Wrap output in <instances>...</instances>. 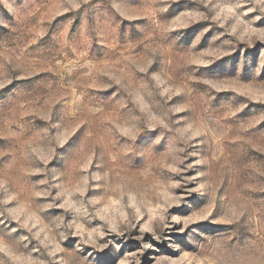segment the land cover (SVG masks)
I'll return each instance as SVG.
<instances>
[{
    "label": "rangeland",
    "instance_id": "374dc122",
    "mask_svg": "<svg viewBox=\"0 0 264 264\" xmlns=\"http://www.w3.org/2000/svg\"><path fill=\"white\" fill-rule=\"evenodd\" d=\"M0 264H264V0H0Z\"/></svg>",
    "mask_w": 264,
    "mask_h": 264
}]
</instances>
